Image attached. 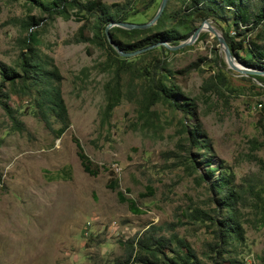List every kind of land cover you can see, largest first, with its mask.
Wrapping results in <instances>:
<instances>
[{"label":"rangeland","instance_id":"obj_1","mask_svg":"<svg viewBox=\"0 0 264 264\" xmlns=\"http://www.w3.org/2000/svg\"><path fill=\"white\" fill-rule=\"evenodd\" d=\"M70 1L57 16L56 0H0V63L20 72L23 41L35 32V48L57 69L56 85L69 118V128L57 138L54 118L46 127L36 115L35 93H16L6 85L21 131L0 107V264H135L126 263L123 243L151 225H174V231L162 234L183 239L200 264H244L250 258L264 264V211L253 206L255 198H264L259 165L264 162V84L230 69L208 32L179 51L156 48L146 56H115L104 33L96 37L91 29L97 16L76 15ZM101 2L113 15L139 25L153 18L161 0ZM184 8L182 0H168L163 24L147 35L185 34ZM30 17L38 26L27 30ZM207 21L223 37L233 34L232 28ZM188 22L195 29L201 24ZM114 33L124 44L144 37ZM83 36L88 41H81ZM160 67L172 72L169 86L184 95L186 101L178 103L191 106L175 109L159 100L145 109ZM115 89L120 103L106 114ZM75 140L98 168L96 177L82 171ZM58 172L61 179H53ZM221 177L226 185L216 188ZM112 181L115 191L107 187ZM117 191L142 214H133ZM231 196L241 237L230 234L223 246L218 238L222 202ZM194 209L208 213L215 224L189 220Z\"/></svg>","mask_w":264,"mask_h":264},{"label":"trees","instance_id":"obj_2","mask_svg":"<svg viewBox=\"0 0 264 264\" xmlns=\"http://www.w3.org/2000/svg\"><path fill=\"white\" fill-rule=\"evenodd\" d=\"M10 1L16 2L19 0ZM24 1L28 3H37V0ZM154 1L155 0H151L150 3ZM65 2L66 0H56V2H54L56 9L53 11L46 8L42 9L47 12H55V15L61 16L64 12L63 6ZM182 3L185 6L183 12H187L185 14L184 23L181 25L185 30V34L183 35H176L172 30L147 35L163 24L165 20L164 11L157 24L149 29L131 31H125L119 28L114 29V32L129 37L144 36L134 43L124 44L118 41L114 32H112L110 36L120 50L125 53L135 52L158 42H165L170 46H176L189 38L195 30V28L188 27V19L196 22L211 20L217 27L223 28L224 26L233 29L232 35L229 31L224 33V39L232 57L238 59L240 63L249 68L257 71L264 70V0H182ZM70 4L76 9V15L86 12L97 16V20L91 28L97 32L96 37L102 34V32L104 33L105 27L109 23L126 22V19L122 16L113 15L111 13L112 8L103 4L101 0H91L85 4H80L78 0H71ZM38 5L40 7H45L43 4ZM37 26L38 22L33 17L28 18V21L25 23V28L27 30ZM84 28L85 25L83 24L79 28V32L81 33ZM81 41L86 42L88 38L83 36ZM36 43L35 32H30L23 41V49L26 50V53H21V58L19 60L20 72L0 63V107L13 122L14 127H16L18 131H21V124L14 117V112L8 104L9 96L6 93L5 87L9 85L11 89L17 91L16 93L21 91L24 93L34 92V102L37 109L36 115L44 122L46 127H50L49 118H54L55 122L59 124L58 129L55 131L57 138H59L69 128L67 109L61 97L59 87L56 85L59 77L57 69L52 64V60L48 57L45 56L41 58L39 50L35 48ZM108 48L115 56H118L111 47ZM160 48L167 50L164 47ZM152 52H154V50L145 52L141 55L146 56ZM241 52H243V56H240ZM158 73V79L156 80L154 77L149 88L145 109L147 110L159 100L170 103L175 109L191 106V104L182 105L178 103V100L181 99L186 101V99L183 94L175 92L173 87L169 86L173 77L172 72L164 67H160ZM251 78L264 84L263 77L251 76ZM18 82H21V86L17 88ZM110 93L106 114L111 113V111L118 106L121 99V92L119 89H115ZM191 143L196 145L195 137L192 133ZM74 145L82 171L90 177H96L99 173L98 168L93 167L77 140L74 141ZM259 165L261 169L264 170V162L259 160ZM67 170L68 172L66 175L69 174V169L67 168ZM208 171L214 172V170L211 169ZM53 179H61V173H56ZM225 185L223 177L214 184L216 188H224ZM107 187L115 191L117 189V183L112 181ZM148 193L152 194L151 190H149ZM116 195L121 202L127 203L133 214H142L135 206V203L132 200H126L120 191H117ZM235 201L236 199L231 196V198L228 197L222 202L224 214L219 222L220 229L218 238H220V243L223 246L226 244L225 241L230 237V234L235 233L237 236L241 237L240 225L233 215ZM253 206L256 208L260 206L264 211V198H255ZM187 218L194 222L209 221L215 224L213 217L199 209L192 210V212L187 214ZM174 227V225H151L140 236H135L123 243L127 252L126 263L200 264L194 251L183 239L177 237L175 234H171L168 237L162 234L165 232V229L170 232L174 231ZM217 253L219 255L223 253L222 247ZM233 263L235 264V262Z\"/></svg>","mask_w":264,"mask_h":264},{"label":"water","instance_id":"obj_3","mask_svg":"<svg viewBox=\"0 0 264 264\" xmlns=\"http://www.w3.org/2000/svg\"><path fill=\"white\" fill-rule=\"evenodd\" d=\"M167 2H168V0H161L157 12L153 16V18L147 23L139 24V25L126 23V22L109 23L105 27V30H104V33H105V36L107 39V43L109 44V46L121 58H133V57L141 55L145 52H148V51L154 50L156 48H160V47H164L169 51L175 52V51H179L183 48H186L188 46L193 45L197 41V39L199 38L200 34L203 32L204 28H206V32L210 33L213 36V38L217 39L220 48L223 50V52L225 54V60H226V63L230 69H232L233 71H235L239 74H242V75L264 77V70L257 71V70H254L252 68H249L245 65L235 63L234 57H232L230 50H229V47H228L224 37L215 28H213L207 20L201 22V24L194 30V32L190 35L189 38H187L185 41H182L181 43H179L176 46H170L165 42H158L156 44H153V45L148 46V47L141 49V50H137L135 52H130V53L122 52L120 50V48L118 47V45L112 40V37L109 35L108 31L111 28H119V29H122L125 31L149 29V28H151L157 24L158 20L160 19V17L162 16V14L165 10Z\"/></svg>","mask_w":264,"mask_h":264},{"label":"built area","instance_id":"obj_4","mask_svg":"<svg viewBox=\"0 0 264 264\" xmlns=\"http://www.w3.org/2000/svg\"><path fill=\"white\" fill-rule=\"evenodd\" d=\"M244 264H258V263L250 258V259H246Z\"/></svg>","mask_w":264,"mask_h":264},{"label":"bare ground","instance_id":"obj_5","mask_svg":"<svg viewBox=\"0 0 264 264\" xmlns=\"http://www.w3.org/2000/svg\"><path fill=\"white\" fill-rule=\"evenodd\" d=\"M203 32H206V28H204Z\"/></svg>","mask_w":264,"mask_h":264}]
</instances>
